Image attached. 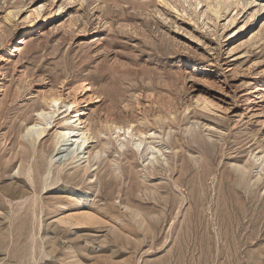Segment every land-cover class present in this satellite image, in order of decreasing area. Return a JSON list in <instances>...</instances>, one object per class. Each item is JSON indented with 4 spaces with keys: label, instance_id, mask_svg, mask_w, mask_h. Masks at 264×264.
Masks as SVG:
<instances>
[{
    "label": "rangeland",
    "instance_id": "obj_1",
    "mask_svg": "<svg viewBox=\"0 0 264 264\" xmlns=\"http://www.w3.org/2000/svg\"><path fill=\"white\" fill-rule=\"evenodd\" d=\"M156 1L0 0V264H264V13L244 25L263 0L217 34ZM73 100L94 138L65 161ZM41 109L58 111L32 141ZM75 188L100 222L58 223Z\"/></svg>",
    "mask_w": 264,
    "mask_h": 264
},
{
    "label": "bare ground",
    "instance_id": "obj_2",
    "mask_svg": "<svg viewBox=\"0 0 264 264\" xmlns=\"http://www.w3.org/2000/svg\"><path fill=\"white\" fill-rule=\"evenodd\" d=\"M256 1L257 0H157L156 3L158 6H162L173 12L178 11L177 8L178 4L181 5L184 10L190 8L191 11L193 10V12L197 14L196 15L197 19L203 17L204 24L207 25L208 28L213 27L212 30L217 34L220 21L228 19L227 22L225 21L226 23L224 22L225 28L234 24L236 21V15H239L241 11L250 8L252 4L255 3ZM261 3H264V0L257 3L259 4V6H255L257 7L255 8V10L253 8L251 11H249V17L251 18V20L250 19L249 21L247 20V22L244 24L245 26L252 28L256 24L257 16L264 13V4ZM21 9L22 8L19 6L14 9L16 11H13L12 9L9 10L7 12V20L11 21L14 17H16L19 14ZM59 9L61 10L60 12H63L62 5H60ZM233 10L234 11L236 10V15H231ZM33 13L40 14V9L39 8L35 9ZM184 13L187 12L184 11ZM239 32L240 31H233V33L228 35L229 39H232L235 36H237ZM260 32H262L260 34L261 36L260 40H264L263 28L262 31ZM257 36L259 37V35ZM257 36H255V38ZM235 48L234 47L231 48L230 52H233ZM54 101L58 103H54ZM50 102L53 108H56L57 105L63 102L62 96H52ZM76 106H77L76 100H73L72 102L64 101V107L66 108L65 111L67 114H65L62 121L60 122L58 131L56 132L55 135L56 145L60 146V148L64 146L66 148L67 153L71 156L67 158L65 161H68L71 158L79 157L80 155L84 154L85 153L84 151L86 150V148H88L89 144L92 143V139L94 138V131H93L94 127L92 128L91 126H89V124H86L87 120L83 121L84 119H82V116L85 114H89V112H87L86 110H81V111L75 110ZM57 111L58 109L57 110L41 109L38 113L39 117L36 120V122L34 124H32L31 122L28 123L26 127V132L30 135L32 141L39 140L45 136L46 131L49 128L48 126L52 122V119L56 116ZM114 130L116 132L123 130L124 134L126 135V134H130L131 126L128 125L127 127H123L121 125L119 126L115 125ZM99 133H101V129L99 130ZM141 133H142L141 135H144L143 132ZM153 134H156V132H154ZM125 140H127V136H125ZM128 141L140 147L144 141V138L142 137L139 138L138 140L131 139ZM106 144L107 142H104L103 146ZM149 148L153 151L152 152L153 154L155 153L154 151L159 150V148H157L155 145L152 144H150ZM97 152L92 153L91 156H93V158H96ZM258 157L261 158L264 162V154L261 156L258 155ZM88 170L89 168H85L86 172ZM28 176H29V180L32 182V185L36 187L35 179L32 175L31 168H29L28 170ZM67 189L68 188H65L62 192H67ZM3 190L4 193L9 196L24 197L25 195H27L28 190H30V187L26 183L20 185L15 182V183H10V185L5 187ZM72 192L73 195L69 198H66L65 196H61V200L57 204H55V207L57 209L58 207H60L61 210H64L70 207L74 202H77L78 204L76 207L79 210L77 213L67 214L63 217H60L58 219V223L63 225H70L71 227L72 226L80 227L81 225H93L100 222L99 221L100 219L97 217L95 211L91 209V206L82 203V201L90 202L91 201L90 197L91 195L94 194L91 195L87 194L84 190L80 188H75ZM75 195H80L79 198L80 197L82 198L80 199V203L78 199L74 198ZM84 196L86 199H83ZM48 210H51V208H49ZM4 240H5V234L2 232V230H0V245L4 242Z\"/></svg>",
    "mask_w": 264,
    "mask_h": 264
},
{
    "label": "snow or ice",
    "instance_id": "obj_3",
    "mask_svg": "<svg viewBox=\"0 0 264 264\" xmlns=\"http://www.w3.org/2000/svg\"><path fill=\"white\" fill-rule=\"evenodd\" d=\"M54 103H58V102H55V101H54ZM153 135H154V134H153Z\"/></svg>",
    "mask_w": 264,
    "mask_h": 264
}]
</instances>
